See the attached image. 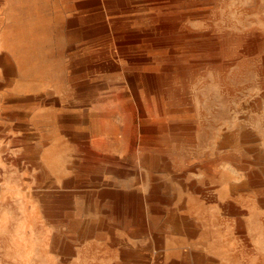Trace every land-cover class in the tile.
I'll use <instances>...</instances> for the list:
<instances>
[{
	"label": "rangeland",
	"instance_id": "obj_1",
	"mask_svg": "<svg viewBox=\"0 0 264 264\" xmlns=\"http://www.w3.org/2000/svg\"><path fill=\"white\" fill-rule=\"evenodd\" d=\"M82 1L0 0V264H264V0Z\"/></svg>",
	"mask_w": 264,
	"mask_h": 264
},
{
	"label": "bare ground",
	"instance_id": "obj_2",
	"mask_svg": "<svg viewBox=\"0 0 264 264\" xmlns=\"http://www.w3.org/2000/svg\"><path fill=\"white\" fill-rule=\"evenodd\" d=\"M176 2H177V0H115V3L113 5L107 3V4H105V7H107L111 13H113L115 11H120V12H135L138 10L144 11V12H146L145 13L146 16L152 22V28L146 32L142 31L143 33H139V32L126 33L121 38L123 44L132 43V42H135L139 39H144V40H146L145 42L150 41L153 43H156V42L160 43V42H163V41L170 39V37L172 38V36H170V35L177 28V23L174 21L173 18L165 17L161 13L162 10L164 9L163 8L164 6H171ZM81 3L84 6L85 5H87V6L88 5H97V4H101V0H83ZM119 24H121L119 20L113 19L110 21L109 25L101 24V25L96 26V28L91 33L94 36L95 35H103L104 33H107L111 27L117 26ZM176 33H178V32H176ZM104 40L105 39L103 38L101 42H98L96 44V46H103V44L104 45L105 44L110 45V43H111L110 39H108L106 41H104ZM111 46L112 45L106 46L105 49L91 51V52L83 55L81 59L82 60H93L94 58H96V56L98 54L106 53L107 50H109V48ZM154 76L157 77L158 75H154ZM202 260H203L202 255H199V254L194 255V263L195 264H201Z\"/></svg>",
	"mask_w": 264,
	"mask_h": 264
}]
</instances>
